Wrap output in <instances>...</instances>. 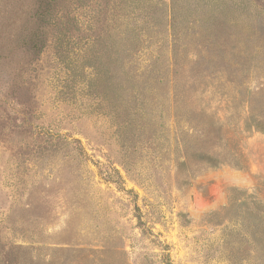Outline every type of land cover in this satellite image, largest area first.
<instances>
[{
	"label": "rangeland",
	"instance_id": "374dc122",
	"mask_svg": "<svg viewBox=\"0 0 264 264\" xmlns=\"http://www.w3.org/2000/svg\"><path fill=\"white\" fill-rule=\"evenodd\" d=\"M246 194L264 0H0V264H264Z\"/></svg>",
	"mask_w": 264,
	"mask_h": 264
},
{
	"label": "trees",
	"instance_id": "16d2710c",
	"mask_svg": "<svg viewBox=\"0 0 264 264\" xmlns=\"http://www.w3.org/2000/svg\"><path fill=\"white\" fill-rule=\"evenodd\" d=\"M178 99L179 98L175 96L174 105L170 107L172 109H170L169 112V116L170 118H172V120L170 121H173L172 124L174 126L180 122L179 121L180 111L181 109H183L180 108V106L178 105ZM183 110H185V108ZM179 133H180V138L177 139V142L178 141H180V143L182 142L181 147L184 149L186 153L187 151H189V148L192 143L190 139H187L188 136L185 137L183 130L182 131L180 130ZM216 158L217 159H215L213 164L225 162L223 161L224 159H219L218 157ZM239 201L240 199L236 200L235 197L234 198L232 197V199L230 198L228 206H226L222 210V212L224 213L230 212L238 204ZM260 203L263 206H261ZM244 208L246 210L245 214L247 215V217L253 216L256 222L259 220L258 223L252 224L250 230L248 228L246 229L248 230L246 232V236L249 239L250 244L254 245V247L256 248V251L260 256L259 259L264 262V204L255 195L246 194L244 196ZM216 215H220V214L217 213Z\"/></svg>",
	"mask_w": 264,
	"mask_h": 264
}]
</instances>
